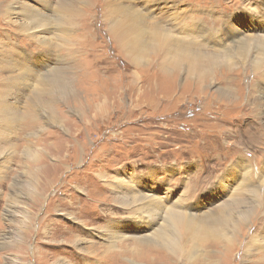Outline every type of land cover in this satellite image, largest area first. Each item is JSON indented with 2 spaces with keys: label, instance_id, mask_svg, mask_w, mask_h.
I'll return each mask as SVG.
<instances>
[{
  "label": "rangeland",
  "instance_id": "rangeland-1",
  "mask_svg": "<svg viewBox=\"0 0 264 264\" xmlns=\"http://www.w3.org/2000/svg\"><path fill=\"white\" fill-rule=\"evenodd\" d=\"M0 264H264V0H0Z\"/></svg>",
  "mask_w": 264,
  "mask_h": 264
},
{
  "label": "bare ground",
  "instance_id": "bare-ground-1",
  "mask_svg": "<svg viewBox=\"0 0 264 264\" xmlns=\"http://www.w3.org/2000/svg\"><path fill=\"white\" fill-rule=\"evenodd\" d=\"M147 1V0H146ZM20 7V5H19ZM18 7V8H19ZM144 7V6H143ZM148 7V6H147ZM150 9V8H149ZM33 12V10H32ZM30 13V10L29 12ZM132 15L127 16L128 17V20L125 18L124 20H121L120 22H117L116 24V28H113L112 27V30H113V35H114V41L115 43L117 44H121V45H124L123 47H126V46H129V45H132L133 43H141L142 41H144L145 39H149L151 40V37L158 41L159 43L161 44H166L167 42H170V41H173L170 40L171 35L167 32L168 30L164 29L163 27H154L151 32H149V30L147 28L143 29V27H141L142 25L140 23H137L135 21H131L130 19L134 17V13L133 11L131 12ZM128 15V13H126ZM33 15V14H31ZM174 17V16H173ZM172 16L169 18L170 19V22H171V27L174 29H179V26L176 25L175 21L177 20L176 16L175 18H173ZM123 18V17H122ZM121 19V18H120ZM27 20H30L29 23L30 26H34V24L36 22H34V18L33 16L32 17H28ZM178 24V23H177ZM201 24V23H200ZM176 25V26H175ZM186 27V26H185ZM43 27L40 26V31H43L42 29ZM47 28V27H46ZM190 30H193L192 32L196 31L199 35V37L201 38V40L203 41H206L207 40V37L205 35L206 31H202L201 29H198L194 27L192 28H189ZM180 30V29H179ZM38 31V30H37ZM183 31H184V27H183ZM187 31V30H186ZM181 32V31H180ZM227 33V32H226ZM237 33V32H236ZM191 34V33H190ZM227 35V34H226ZM43 36V35H42ZM41 36V37H42ZM204 37V38H203ZM234 37V36H233ZM180 38V37H179ZM178 38V41L179 43H182V42H186L188 44H191L190 41H185L184 39H179ZM227 38H230V35L228 34L227 35ZM227 38L225 37H221L220 38V42L222 41L223 43H225V40H227ZM235 39V38H234ZM45 40V39H44ZM192 41V40H191ZM215 41V40H214ZM233 41V40H232ZM245 41L246 39H242V37L240 38V40L236 43L237 46H242L243 44H245ZM219 42V41H218ZM199 44H201V41L200 42H197ZM202 45V44H201ZM230 45V44H228ZM138 46V45H137ZM236 46V45H235ZM236 46V47H237ZM136 52L138 53H142L144 51V48L143 47H137L136 49ZM138 53V54H139ZM178 57L181 58V59H184V60H187L188 59V55L181 51L179 54H178ZM176 64V63H175ZM194 64H196L194 62ZM242 166H246V164L244 163ZM118 183V182H117ZM152 191V190H151ZM169 195V194H168ZM128 200L129 198L131 197H126ZM134 201H146V202H150V203H153L154 201L155 202H159V200L157 198H155L154 196L152 195H140L138 197H135L134 198ZM129 202V201H128ZM127 202V203H128ZM160 203V202H159ZM143 209H145V205L142 206ZM138 209V208H137ZM149 211H152V210H149ZM147 214H152L151 212H149ZM169 212V211H168ZM176 212V211H174ZM159 212H157L156 214H158ZM178 213V212H177ZM180 214V213H179ZM186 217V216H185ZM171 221L176 224L177 226H179V228H182L184 225L188 227H190L192 229V221L190 223H187L185 220H184V217L181 216V215H173L171 217ZM169 223V222H168ZM196 227V226H195ZM197 229V228H196ZM165 232V231H164ZM187 233V232H186ZM163 235L160 234V237H162ZM196 237H199V234L196 233L195 234ZM163 239V238H162ZM131 251H133V249L130 248ZM121 260V259H120ZM120 262V261H119Z\"/></svg>",
  "mask_w": 264,
  "mask_h": 264
}]
</instances>
